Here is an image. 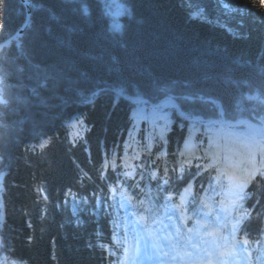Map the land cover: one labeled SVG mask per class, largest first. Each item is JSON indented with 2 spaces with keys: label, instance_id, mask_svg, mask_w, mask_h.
Returning <instances> with one entry per match:
<instances>
[{
  "label": "trees",
  "instance_id": "1",
  "mask_svg": "<svg viewBox=\"0 0 264 264\" xmlns=\"http://www.w3.org/2000/svg\"><path fill=\"white\" fill-rule=\"evenodd\" d=\"M28 1L0 52L3 263L132 264L124 203L152 217L188 186L187 213L220 215L232 183L210 149L243 134L127 98L264 125V0H118L113 17L102 0ZM24 21L20 0H0V43ZM258 154L218 248L264 251V140Z\"/></svg>",
  "mask_w": 264,
  "mask_h": 264
},
{
  "label": "rangeland",
  "instance_id": "2",
  "mask_svg": "<svg viewBox=\"0 0 264 264\" xmlns=\"http://www.w3.org/2000/svg\"><path fill=\"white\" fill-rule=\"evenodd\" d=\"M102 2L104 3L103 4V8H104V11L107 13V14H109L110 15V17L112 16H116L118 13H120V10H121V7H120V5H119V3H118V0H102ZM225 8H227V7H225ZM192 17L193 18H197V19H201L202 18V16L198 13V12H193L192 13ZM123 87H125V86H121L120 85V87H119V93L120 94H123ZM125 97V96H124ZM127 99H129L128 101H131V102H137V103H141V104H148L149 106H154V105H158L160 102H162L163 100H165V99H172V98H170V97H166V98H164L163 100H161L160 102H158V103H156V104H154V103H152V102H150L148 99H146V98H143L142 96H140V95H138V96H132V97H128ZM172 101H174V99H172ZM158 108L160 107V105L159 106H157ZM154 108V107H153ZM163 108H166V107H162V109ZM155 109V108H154ZM155 110H157V109H155ZM219 119H221V120H224V121H226L229 125H232V123H237V125H236V127H235V129H239L241 132H244L245 131V129H246V131H253V129L252 128H250V126L248 125V124H246L245 122V120H248V119H245V118H241V119H238V120H236V121H228V120H225V119H223V118H219ZM216 120H218V119H216ZM191 122H195V121H191ZM199 123V122H198ZM203 124V123H202ZM205 124V123H204ZM161 129V128H160ZM77 131V128L75 127V125H73L72 126V133H75ZM161 132H162V130H161ZM69 136H70V134H68ZM226 137L228 136L227 134L225 135ZM229 138H231L230 136H229ZM188 144V143H187ZM189 145V144H188ZM190 145H192V144H190ZM197 148H194V156H197ZM200 151V150H199ZM204 151H206V150H204ZM261 159V155H259L258 157H257V160H258V162H260L259 160ZM224 161V160H223ZM260 166V165H259ZM210 167V166H209ZM254 167H255V165L254 164H252L251 166H250V168L251 169H254ZM258 168V167H257ZM223 170H225V169H223ZM132 173V172H131ZM223 173V172H222ZM225 173V172H224ZM223 173V175H224V178L225 179H227V180H229V179H231V177L229 176V175H226V174H224ZM264 173V172H263ZM263 173H262V175H263ZM243 185V184H242ZM241 185V187H243ZM237 187H239V185L237 186ZM235 188V187H234ZM233 191H231V192H229V193H226V195H225V197H229L230 196V194L232 193ZM184 193L186 194L185 196H184V198H182L183 200H186L187 198H188V196L190 195V193H191V190H190V188H187V189H185V191H184ZM1 243V242H0ZM2 253H1V251H0V255H1ZM1 261V260H0ZM1 264H6V263H3V261H1Z\"/></svg>",
  "mask_w": 264,
  "mask_h": 264
},
{
  "label": "water",
  "instance_id": "3",
  "mask_svg": "<svg viewBox=\"0 0 264 264\" xmlns=\"http://www.w3.org/2000/svg\"><path fill=\"white\" fill-rule=\"evenodd\" d=\"M21 4L23 5L24 9H25V21L22 25V27L10 38H8L7 40L3 41L2 43H0V52L3 50V48L5 47L6 44H8L11 41H16L17 38L23 33V31L26 29V27L29 24V20H30V13H31V8H32V4L30 1L28 0H20ZM129 100V99H127ZM165 102H171L172 106H174L176 108V111L179 113L180 117H183L186 121H195V122H199V123H205V124H220L223 125L227 128H229L230 130H234V128L236 127L237 123H232V125H229L226 121L218 119V120H205L202 119L200 117H184L181 113L180 110H178V107L176 105L175 102H172V99H165L162 102H160L157 106L162 105ZM156 105H154L153 107L155 109H158ZM247 124H250L253 128L257 127L260 129V136L262 139H264V130L262 127H260L259 125L249 121V120H245ZM2 200H1V196H0V206H1ZM2 220V216H0V221ZM1 242V241H0Z\"/></svg>",
  "mask_w": 264,
  "mask_h": 264
},
{
  "label": "bare ground",
  "instance_id": "4",
  "mask_svg": "<svg viewBox=\"0 0 264 264\" xmlns=\"http://www.w3.org/2000/svg\"><path fill=\"white\" fill-rule=\"evenodd\" d=\"M172 102H175L176 103V105H177V107H178V110H180V113L184 116V117H190V116H188L187 114H185L181 109H180V107H179V105H178V103L176 102V101H172ZM162 107H166V108H173L175 111H176V108L174 107V106H172V103L171 102H165V103H163L162 105H160V107L157 109L158 111H160V112H162L165 108H163L162 109ZM176 113H177V115L179 116V113L176 111ZM179 118H181V119H184L183 117H180L179 116ZM185 120V119H184ZM148 123H149V121H148ZM214 125H219V124H214ZM254 130L255 131H257V128H254ZM71 132H72V129H71ZM68 133H70V132H68ZM257 133V132H256ZM75 134V133H74ZM75 136V135H74ZM227 144H228V146H224V145H221V149H224V151H226L227 150V148L228 147H230L231 149H237V147H235L236 145L234 144L233 145V143L231 144V143H229V142H227ZM254 145H256V144H251V146L253 147ZM245 152H247V149H244V151H243V154H246ZM241 190H244V188L242 189L241 188ZM235 192H239V190H238V188L236 189V190H234V194H235ZM0 196H1V200H2V203H3V198H2V195H1V193H0ZM236 200H238L237 198H235ZM2 203H1V205H2ZM1 216V215H0ZM1 244V243H0ZM3 257H4V255L3 254H1L0 255V260H2L3 259ZM3 261V260H2Z\"/></svg>",
  "mask_w": 264,
  "mask_h": 264
},
{
  "label": "flooded vegetation",
  "instance_id": "5",
  "mask_svg": "<svg viewBox=\"0 0 264 264\" xmlns=\"http://www.w3.org/2000/svg\"><path fill=\"white\" fill-rule=\"evenodd\" d=\"M0 264H1V261H0Z\"/></svg>",
  "mask_w": 264,
  "mask_h": 264
}]
</instances>
